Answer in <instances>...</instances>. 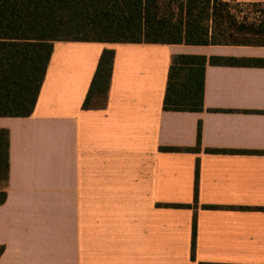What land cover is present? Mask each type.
<instances>
[{"label":"crops","instance_id":"obj_1","mask_svg":"<svg viewBox=\"0 0 264 264\" xmlns=\"http://www.w3.org/2000/svg\"><path fill=\"white\" fill-rule=\"evenodd\" d=\"M105 48L107 104L84 108ZM177 53L264 58V46L53 41L33 112L0 116V264H264V65L208 61L203 109L166 110ZM199 122V150L163 148L195 147Z\"/></svg>","mask_w":264,"mask_h":264},{"label":"trees","instance_id":"obj_2","mask_svg":"<svg viewBox=\"0 0 264 264\" xmlns=\"http://www.w3.org/2000/svg\"><path fill=\"white\" fill-rule=\"evenodd\" d=\"M56 40L264 46V1L0 0V116H29L33 112ZM114 55V49L102 51L84 108L106 106ZM208 61L224 65H264V58L173 54L164 97L166 110L203 109ZM9 146V130L0 128V204L7 197ZM200 147L199 122L195 147L163 148L182 151ZM198 173L199 160L195 202ZM195 237L196 216L193 219V259Z\"/></svg>","mask_w":264,"mask_h":264}]
</instances>
